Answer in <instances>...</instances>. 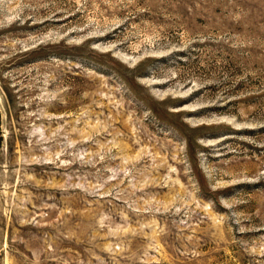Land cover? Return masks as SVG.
<instances>
[{
  "label": "rangeland",
  "instance_id": "obj_1",
  "mask_svg": "<svg viewBox=\"0 0 264 264\" xmlns=\"http://www.w3.org/2000/svg\"><path fill=\"white\" fill-rule=\"evenodd\" d=\"M0 264H264V0H0Z\"/></svg>",
  "mask_w": 264,
  "mask_h": 264
}]
</instances>
